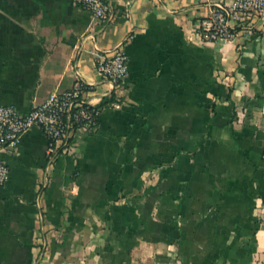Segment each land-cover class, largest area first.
Here are the masks:
<instances>
[{
	"label": "crops",
	"instance_id": "0c3cea01",
	"mask_svg": "<svg viewBox=\"0 0 264 264\" xmlns=\"http://www.w3.org/2000/svg\"><path fill=\"white\" fill-rule=\"evenodd\" d=\"M111 2L101 23L73 0H0V104L84 83L100 109L45 188L39 128L3 155L0 264H264V18L210 43L198 22L233 0ZM128 35L114 89L96 56Z\"/></svg>",
	"mask_w": 264,
	"mask_h": 264
},
{
	"label": "built area",
	"instance_id": "2783aa9c",
	"mask_svg": "<svg viewBox=\"0 0 264 264\" xmlns=\"http://www.w3.org/2000/svg\"><path fill=\"white\" fill-rule=\"evenodd\" d=\"M89 11L101 23L109 22L114 16L111 0H73ZM264 18V0H233L230 5H215L196 27L194 36L202 42L216 43L236 38L251 39L261 30ZM128 35L117 47L97 54L96 71L109 81L114 89H122L128 77V56L124 45ZM88 88L84 83L67 91H54L30 110L21 114L12 105L0 104V188L6 186L11 177L5 154L16 152L21 138L33 128H39L47 139L46 174L41 184L49 182V167L58 157L72 152V142L80 132L90 133L99 126L100 109L86 98ZM118 107V103H110Z\"/></svg>",
	"mask_w": 264,
	"mask_h": 264
}]
</instances>
